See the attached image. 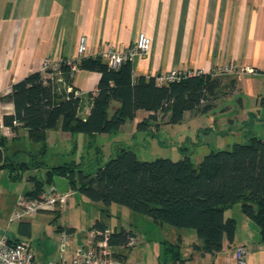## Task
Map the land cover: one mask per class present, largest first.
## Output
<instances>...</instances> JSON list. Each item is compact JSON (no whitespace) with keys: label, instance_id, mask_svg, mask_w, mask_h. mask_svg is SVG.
Instances as JSON below:
<instances>
[{"label":"crops","instance_id":"0c3cea01","mask_svg":"<svg viewBox=\"0 0 264 264\" xmlns=\"http://www.w3.org/2000/svg\"><path fill=\"white\" fill-rule=\"evenodd\" d=\"M139 32L150 38V47L148 53L132 61L133 78L177 68L215 74L220 65H232L231 71L221 75L211 99L212 109L205 113L185 111L183 117L209 115L223 101L220 109L226 111L223 117L228 126L239 128V141L232 145L255 136L264 140V105L259 103L264 96V0H0V111L13 110L11 102L1 100L11 84L32 71H42L45 61L74 58L79 35L86 38L82 59L94 57L108 46H127ZM97 81L96 71L73 69L71 83L82 97L79 117L88 114L91 97L87 93L94 92ZM118 105L112 101L111 112ZM149 113L137 110L131 123ZM167 117L157 113L156 121L172 124ZM18 130L27 134L26 128ZM52 131L73 134L62 131L58 123L45 131V141ZM37 153L28 156L35 158ZM70 209L64 204L55 212L43 210L8 220L0 233L25 243L40 262L69 259L82 247L92 246L90 230L99 222L111 230L130 231L135 237L133 244L112 245L116 257L133 264H240L233 257L240 245L247 249L245 264H264L259 227L242 212L240 201L223 209L225 217L235 219V232L233 241H224L216 253L192 249V244L202 245L192 228L142 218L145 224L112 229L101 216L93 219L86 214L82 222L69 219L65 215ZM61 211L64 216L60 220ZM10 222L16 224L11 226ZM21 222L29 223L28 234ZM166 244L173 245L174 252H166Z\"/></svg>","mask_w":264,"mask_h":264},{"label":"trees","instance_id":"16d2710c","mask_svg":"<svg viewBox=\"0 0 264 264\" xmlns=\"http://www.w3.org/2000/svg\"><path fill=\"white\" fill-rule=\"evenodd\" d=\"M76 68L98 73L96 89L87 93L91 106L84 118L78 116L82 97L71 83ZM220 83L221 75L212 72L169 83H157L154 76L133 78L132 61L125 60L111 68L97 54L80 59L75 68L61 64L56 73L45 67L11 84L1 100L11 102L13 110L4 114L3 119L8 124L16 121L15 131L26 128L28 139L42 148L45 131L58 123L67 133L94 134L118 130L135 118L137 110L150 112L136 123L142 129L157 120V113L168 116L172 123L180 121L185 111L205 113L212 109L211 99ZM114 100L119 105L108 115ZM259 103L264 105V96ZM3 139L0 137L4 153ZM14 155H4L0 167H6L12 178H18L29 166L17 162ZM78 166L70 163L48 167L36 163L32 167L38 173L27 177L32 186L25 196L37 197L44 190V183L51 184L54 174L66 176L71 180V189L77 188L92 201L119 203L148 215L156 223L194 229L202 245L192 244V249L210 253L220 251L224 241H233L236 221L225 217L223 209L240 201L242 212L258 225L264 242V140L259 137L234 143L227 149L211 150L197 165L188 155L177 160H139L131 148L120 147L114 156L90 172ZM42 168L44 178L38 179ZM20 226L25 234L29 233L28 222H21ZM94 226L106 227L99 222ZM130 235V231L123 229L111 230L108 241L111 245H124ZM165 251L174 252V246L166 244ZM174 256L177 257L176 253Z\"/></svg>","mask_w":264,"mask_h":264},{"label":"rangeland","instance_id":"374dc122","mask_svg":"<svg viewBox=\"0 0 264 264\" xmlns=\"http://www.w3.org/2000/svg\"><path fill=\"white\" fill-rule=\"evenodd\" d=\"M224 73L228 72L218 70L215 74ZM222 103L223 101L219 102L216 110L209 115L186 114L179 122L172 124L152 120L145 129L137 128L136 124L127 120L123 127L114 132L94 133L93 136L83 132L73 133L72 136L61 135L60 131H52L42 148L39 143L28 139L26 131L20 132L17 129L13 137L3 139L6 145L4 155L15 153L17 162L29 167L23 170L18 178H12L6 167H0V227L8 224L16 200L31 188L27 177L36 172L32 167L36 163H44L48 167L78 163L80 169L90 172L114 156L120 147L131 148L139 160H177L188 155L194 163L199 162L211 150L230 148L233 141H239V128L238 125L233 128L228 126V121L223 117L226 111L220 109ZM110 114L109 109L108 115ZM35 152H39V156L35 160L29 158L28 154ZM39 176L44 178L43 168L40 169ZM47 186L48 184L44 183V187ZM65 198L64 204L71 206L65 217L78 218L81 222L86 214L93 216V219L95 216H101L112 229H119L121 225L128 227L129 223L145 224L142 218L151 219L148 215L119 203L103 204L100 201H92L77 188L68 191ZM63 216L61 211L58 218L61 220ZM15 224L16 222H10L11 226Z\"/></svg>","mask_w":264,"mask_h":264},{"label":"built area","instance_id":"2783aa9c","mask_svg":"<svg viewBox=\"0 0 264 264\" xmlns=\"http://www.w3.org/2000/svg\"><path fill=\"white\" fill-rule=\"evenodd\" d=\"M86 38L79 35L76 45V56L74 58L59 59L57 62L43 63V69L50 67L53 72L58 73L61 64H66L75 68L76 62L80 61L85 48ZM150 47V38L144 33L139 32L135 40L123 47H111L103 49L99 53L111 68H117L123 61H133L136 57L148 53ZM232 65H220V72H229ZM202 73L200 70L192 69H170L158 72L154 78L157 83H169L180 80L189 75H198ZM70 88L68 87V90ZM11 111H0V137L10 138L15 134L14 125L16 121L8 124L4 121L3 115ZM53 185L45 187L37 196L30 198L28 196L19 197L15 206L11 211V220H20L38 211L55 212L60 209L66 200L67 193H59L52 191ZM111 229L108 227L100 228L94 226L90 230V235L94 238L93 245L87 248L82 247L74 256L69 259H61L58 261L49 260L47 262L37 261L30 248L23 242L12 241L4 233H0V264H133L115 256L112 245L108 241ZM127 245L135 242V237L130 235L127 237ZM64 242L61 239L60 247L63 249ZM233 257L240 264L246 263L247 249L245 246H237L233 252Z\"/></svg>","mask_w":264,"mask_h":264},{"label":"water","instance_id":"95a60500","mask_svg":"<svg viewBox=\"0 0 264 264\" xmlns=\"http://www.w3.org/2000/svg\"><path fill=\"white\" fill-rule=\"evenodd\" d=\"M4 153L0 147V164L3 163ZM38 173V171H36ZM40 179V176H38ZM51 184L53 185L52 191L59 193H67L71 189V180L66 176L54 174L52 176Z\"/></svg>","mask_w":264,"mask_h":264}]
</instances>
